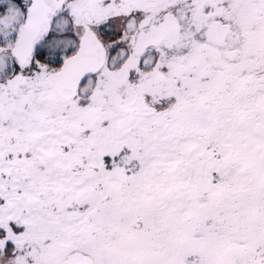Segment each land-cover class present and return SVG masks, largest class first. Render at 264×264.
I'll list each match as a JSON object with an SVG mask.
<instances>
[{
    "label": "snow or ice",
    "instance_id": "obj_1",
    "mask_svg": "<svg viewBox=\"0 0 264 264\" xmlns=\"http://www.w3.org/2000/svg\"><path fill=\"white\" fill-rule=\"evenodd\" d=\"M0 264H264V0H0Z\"/></svg>",
    "mask_w": 264,
    "mask_h": 264
}]
</instances>
